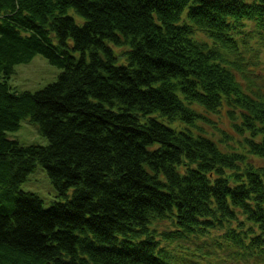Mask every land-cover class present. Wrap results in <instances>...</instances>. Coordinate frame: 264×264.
I'll return each instance as SVG.
<instances>
[{"label":"trees","instance_id":"trees-1","mask_svg":"<svg viewBox=\"0 0 264 264\" xmlns=\"http://www.w3.org/2000/svg\"><path fill=\"white\" fill-rule=\"evenodd\" d=\"M253 24L264 0H0V264H264V90L229 57ZM36 54L58 79L12 91Z\"/></svg>","mask_w":264,"mask_h":264},{"label":"rangeland","instance_id":"rangeland-1","mask_svg":"<svg viewBox=\"0 0 264 264\" xmlns=\"http://www.w3.org/2000/svg\"><path fill=\"white\" fill-rule=\"evenodd\" d=\"M72 12L73 11H70V13ZM75 18L79 23H82L83 18L81 16L75 14ZM261 31V34H258V29L254 24L249 28L251 38H255L257 42L254 44L248 41V44L251 43L254 45L256 50L248 51L243 48L242 45L239 48L240 51L238 50L235 53H230L231 55L229 57L243 63L242 67L249 70L247 71V75L250 81H253L264 90V30ZM61 71V68L50 64L45 57L36 54L30 62L16 65L15 73L12 74L8 82L12 91L35 92L56 81ZM208 118L209 122L199 124L202 125L207 132L214 133L213 136L215 135L216 139L220 138L221 130L228 131L227 126L229 121L225 113L211 114L208 115ZM9 135L24 145L38 144L44 146L48 144V139L39 132L37 125L30 121V119L22 120L19 130L11 132ZM227 142L231 145H238L233 139H227ZM20 189L22 191L37 194L42 199L45 209L50 208L53 202L64 199L54 187L46 169L41 165H37L35 170L28 175L27 179L20 185ZM67 195L70 196L71 192ZM205 242L202 249L205 251L209 249L213 256L215 252L213 238L209 237ZM190 247L195 249L193 245H190ZM228 253L229 252L225 253L226 256ZM222 257H224V255ZM199 261V264H222V261L220 262L217 260L215 262L210 256H206ZM242 264L255 263L243 262Z\"/></svg>","mask_w":264,"mask_h":264}]
</instances>
